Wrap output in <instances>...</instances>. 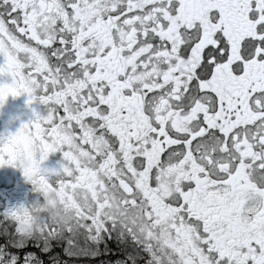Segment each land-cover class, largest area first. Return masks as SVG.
Listing matches in <instances>:
<instances>
[{"label":"snow or ice","instance_id":"snow-or-ice-1","mask_svg":"<svg viewBox=\"0 0 264 264\" xmlns=\"http://www.w3.org/2000/svg\"><path fill=\"white\" fill-rule=\"evenodd\" d=\"M0 58V108L45 106L0 167L57 197L0 213V264H264V0H0Z\"/></svg>","mask_w":264,"mask_h":264},{"label":"flooded vegetation","instance_id":"flooded-vegetation-1","mask_svg":"<svg viewBox=\"0 0 264 264\" xmlns=\"http://www.w3.org/2000/svg\"><path fill=\"white\" fill-rule=\"evenodd\" d=\"M2 62V58H0ZM27 96L19 97L9 96L3 108H0V133H14L22 122H27L33 118V109L43 114L45 106L34 102L32 105L26 103ZM63 161L62 152L57 151L49 155L48 160L41 165L45 169H58ZM45 195L38 190H34L33 185L23 176L22 170L10 165L0 167V213L4 209L24 204H32L34 202L43 201ZM0 226L3 222L0 221ZM113 239L110 234H106L98 239H90L88 236H80L74 238L77 240V248L64 240L57 246L63 254V259L67 264H120V261L115 262L108 259L109 256L116 255V249L110 247L108 241ZM131 244V241H121V243ZM32 247L37 244L33 243Z\"/></svg>","mask_w":264,"mask_h":264},{"label":"clouds","instance_id":"clouds-1","mask_svg":"<svg viewBox=\"0 0 264 264\" xmlns=\"http://www.w3.org/2000/svg\"><path fill=\"white\" fill-rule=\"evenodd\" d=\"M28 166H30V161L27 159L18 158V167ZM36 190L39 191V185H37ZM56 199V196L48 193L45 195V199L43 201L34 202L32 204L21 203L23 205L21 208V213L25 219L29 221L26 230H31L32 224L38 221L42 213L47 212L52 207Z\"/></svg>","mask_w":264,"mask_h":264},{"label":"rangeland","instance_id":"rangeland-1","mask_svg":"<svg viewBox=\"0 0 264 264\" xmlns=\"http://www.w3.org/2000/svg\"><path fill=\"white\" fill-rule=\"evenodd\" d=\"M77 248V240H74V243L71 245V247Z\"/></svg>","mask_w":264,"mask_h":264}]
</instances>
